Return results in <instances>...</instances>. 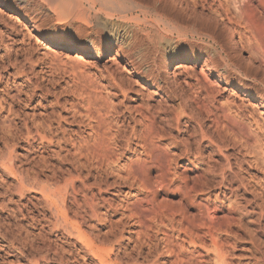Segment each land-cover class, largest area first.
<instances>
[{
    "label": "rangeland",
    "instance_id": "374dc122",
    "mask_svg": "<svg viewBox=\"0 0 264 264\" xmlns=\"http://www.w3.org/2000/svg\"><path fill=\"white\" fill-rule=\"evenodd\" d=\"M51 1L0 5V264H264V0H178L171 22L123 23L91 56L48 43L89 31L76 1ZM56 208L83 217V238Z\"/></svg>",
    "mask_w": 264,
    "mask_h": 264
},
{
    "label": "bare ground",
    "instance_id": "6f19581e",
    "mask_svg": "<svg viewBox=\"0 0 264 264\" xmlns=\"http://www.w3.org/2000/svg\"><path fill=\"white\" fill-rule=\"evenodd\" d=\"M23 1V0H22ZM25 1H27V0H25ZM73 1H76L80 6H82V8H81V10H80V12H81V14H82V16L84 15V17H82L81 18V20H79V23H81V24H83L84 25V27L86 26L88 29H89V31H84L83 33H84V39L86 40L84 43H82L81 45L80 44H74V43H67L66 41H65V39H63V38H51V39H47L48 40V43H50V44H52L53 46H56V47H60L61 45H67V47H68V49H70V51H79V52H82L83 54H86V55H90L91 56V54H93V52H98L99 51V48L102 46V45H105L107 48H108V50L109 49H111L112 48V46H113V43L116 41L117 42V40L119 39V35H120V30H121V28L123 27V23L125 24H130V23H135V25L137 26V27H142L143 29H147V24L149 23H153V24H155V25H157V22L155 21V17H162V21H166V22H171L172 21V19L169 17V15L167 14V12H168V10L172 7V8H174V7H177V1L178 0H155V2L153 3V5L151 6L150 4H146L145 3V1L144 0H52L50 3L52 4V5H55V6H61V4L62 3H71V2H73ZM21 2V1H20ZM179 2V1H178ZM182 2H185V0L183 1L182 0ZM195 2V1H194ZM194 2H193V4H194ZM202 2V1H201ZM220 2V1H219ZM85 3H88V6H86L85 5ZM187 3V2H186ZM185 3V4H186ZM196 3V2H195ZM181 4V3H180ZM189 4V3H188ZM193 4H192V6H193ZM201 4V3H200ZM0 5H3V6H5L6 7V9H13L14 8V4H13V2H12V0H0ZM18 6H19V4H18ZM21 6V5H20ZM23 6V5H22ZM21 6V7H22ZM179 6V5H178ZM180 6H182V5H180ZM189 6H191V4H189ZM196 6V5H195ZM16 7V6H15ZM26 7V6H25ZM213 7V6H212ZM18 8V7H17ZM23 8V7H22ZM179 8V7H178ZM189 9H190V7H188ZM192 8V7H191ZM179 9H181L182 11H183V13L185 12V14H186V9H184V8H179ZM188 9V10H189ZM198 9V8H197ZM2 10V9H1ZM177 10V9H176ZM17 11V10H16ZM181 11V12H182ZM194 11V10H193ZM192 11V14L194 13ZM79 12V13H80ZM172 12V11H171ZM177 12H179V11H177ZM66 13V12H65ZM180 13V12H179ZM60 14V13H59ZM133 14H136V17L135 18H130V16L131 15H133ZM195 14V13H194ZM188 15V14H187ZM195 16H196V14H195ZM179 17H180V15H179ZM11 18V17H10ZM28 18V17H27ZM229 20V19H228ZM177 22H178V20H177ZM225 22V21H224ZM165 23V22H164ZM218 23V22H217ZM257 23V22H256ZM173 24V23H172ZM193 25V24H192ZM157 26H159V23H158V25ZM174 27H175V25H174ZM186 27V26H185ZM82 29V28H81ZM255 29H257V28H255ZM79 30V29H78ZM174 30H177V27H175V29ZM144 31H146V30H144ZM164 31H165V34H167L168 33V35L169 34H173V33H175L174 31H168V30H166V29H164ZM259 31V30H258ZM86 32V33H85ZM176 32H178V31H176ZM79 33V32H78ZM196 33V32H195ZM230 33V32H229ZM232 33V32H231ZM167 35V36H168ZM82 36V35H81ZM230 37H231V42L233 43V49L235 50V51H237L238 52V50H242V48H241V46L237 43V40L234 38V35L233 34H231L230 35ZM263 37V36H262ZM261 37V38H262ZM95 38H99V40H100V43L96 46V48L94 49V51H92L91 50V47L93 46V44H94V42H95ZM155 39V38H154ZM130 40V39H129ZM230 40V39H229ZM253 40V39H252ZM243 41V40H242ZM210 43H211V46L213 47V48H215L216 49V41L214 40V39H212V37L210 38ZM155 44H156V42H155ZM242 45V44H241ZM257 46V45H256ZM211 47V48H212ZM244 48V47H243ZM217 50V49H216ZM123 51H124V49H123ZM126 52L125 53H127V55L129 56V49L128 50H125ZM147 52V51H146ZM241 52V51H240ZM243 52V51H242ZM210 53V52H209ZM213 53V52H212ZM209 54V56H208V58H209V61L210 62H212V65L213 64H215V63H213L214 61H216V60H213V58L215 57V56H213V55H215V54ZM253 53V52H252ZM262 53H263V51H262ZM221 54V53H220ZM142 55V54H141ZM217 55V54H216ZM250 55V54H249ZM252 55V54H251ZM212 56H213V58H212ZM219 56V55H218ZM217 56V57H218ZM255 56V55H254ZM145 57V56H144ZM220 57V56H219ZM228 58H229V56H227ZM252 57V56H251ZM260 57V56H259ZM263 58V57H262ZM215 59V58H214ZM218 59V58H217ZM256 60L258 59V58H255ZM254 59V57L252 58V59H248V65L250 64V65H256V61H254L255 60ZM166 60V59H165ZM175 60H176V64L178 65L179 63H183V62H196L197 60H198V58L197 57H193V58H191V57H187V56H181L180 55V53H178V56L175 58ZM207 60V59H206ZM223 60V59H222ZM245 62V61H244ZM258 62V61H257ZM219 63V62H218ZM263 63V62H262ZM128 64H129V66H131V67H133L134 68V70H136L137 71V73L138 74H141V70H142V67H140V63H136L134 60L132 61V59H129V61H128ZM140 64V65H139ZM165 64V63H164ZM205 64H206V62H205ZM207 64H208V62H207ZM207 64H206V66H207ZM211 64V63H210ZM259 64H261V63H259ZM152 65V64H151ZM219 65V64H218ZM218 65H217V67H218ZM249 65V66H250ZM142 66V65H141ZM158 66V65H157ZM211 66V65H210ZM215 66V65H214ZM221 66V65H220ZM150 67V66H149ZM209 67V66H208ZM213 67V66H212ZM252 67V66H251ZM263 67V66H262ZM261 67V65H257V68H262ZM178 68V67H177ZM215 68H216V66H215ZM253 69L254 68H256V67H252ZM256 68V69H257ZM186 69H188V68H186ZM212 69V68H211ZM127 70V69H126ZM144 70V69H143ZM143 70H142V72H143ZM189 70V69H188ZM216 70V69H215ZM214 70V71H215ZM218 70V69H217ZM221 70V69H220ZM219 70V71H220ZM225 70V69H224ZM258 70V69H257ZM261 70V69H260ZM259 70V71H260ZM149 71H151V70H149ZM258 71V72H259ZM263 72H264V70H262ZM261 71V72H262ZM145 72V71H144ZM148 72V71H147ZM152 72V71H151ZM154 72V71H153ZM230 72V71H229ZM228 72V73H229ZM262 72V73H263ZM220 73V72H219ZM174 74H175V72H174ZM174 74H173V77H174V79H175V76H174ZM235 74V73H234ZM158 75V74H157ZM218 75V74H217ZM224 74H220L217 78H219L221 81H225V79L226 78H224V76H223ZM228 75V74H227ZM230 75V74H229ZM255 75H256V73H255ZM262 75V74H261ZM150 76H151V73H150ZM225 76H226V74H225ZM257 76V75H256ZM258 76H259V73H258ZM257 76V77H258ZM140 77V76H139ZM263 77V76H262ZM149 78V77H148ZM151 78V77H150ZM153 78V77H152ZM163 79V78H162ZM218 79V80H219ZM231 79V78H230ZM153 81V80H152ZM227 81H229V79L227 80ZM173 82H175V81H173ZM258 82V81H257ZM176 83V82H175ZM261 84H262V86H264V78L261 80V82H260ZM227 84V83H226ZM255 84V83H254ZM258 84V83H257ZM256 84V85H257ZM260 84V85H261ZM154 86V85H153ZM155 87V86H154ZM179 87V86H178ZM198 87H199V85H198ZM158 88H160L159 86H158ZM161 88H163L162 86H161ZM203 87H201V89H202ZM260 88V87H259ZM174 90H176L175 88H174ZM260 90V89H259ZM261 90H263L264 91V87H263V89H261ZM127 91V90H126ZM165 91V90H164ZM177 91H178V89H177ZM258 91V90H257ZM262 91V92H263ZM130 92V91H129ZM167 92V91H166ZM180 92H181V89H180ZM202 92V91H201ZM244 92V95L245 94H249V91H243ZM260 92V91H259ZM261 92V94L259 93L258 95H254L253 97L255 98V100H256V102L261 106V107H264V92L262 93ZM179 93V92H178ZM214 93V92H213ZM174 94V93H173ZM183 94V93H182ZM181 94V95H182ZM201 94V93H200ZM211 94V93H210ZM210 94H208L207 95V97L210 95ZM211 95H213V94H211ZM185 97H187L186 95H184ZM181 97H183V96H181ZM210 98H212V97H210ZM187 99H189V98H187ZM190 100V99H189ZM188 100V101H189ZM206 100H208L207 98H206ZM185 101V100H184ZM183 101V104L185 103ZM190 102V101H189ZM186 103H188L187 101H186ZM185 103V104H186ZM182 104V103H181ZM185 104L183 105V106H185ZM188 105V104H187ZM197 107H198V105H196ZM187 107V106H186ZM188 107H189V105H188ZM193 107V106H192ZM195 107V106H194ZM193 107V108H194ZM199 107H200V105H199ZM180 108V107H179ZM193 108H191V109H193ZM117 109V108H116ZM172 109V108H171ZM191 109H189V110H191ZM198 109V108H197ZM170 110V109H169ZM194 110V109H193ZM200 110V109H199ZM165 111V110H164ZM173 111V110H172ZM175 111V110H174ZM173 111V112H174ZM170 112H171V110H170ZM172 112V113H173ZM195 112V111H194ZM238 112V111H237ZM236 113V112H235ZM168 114V113H167ZM172 115V114H171ZM194 115V114H193ZM192 115V116H193ZM120 116V115H119ZM196 116V115H195ZM198 116V115H197ZM240 116V115H239ZM174 117V116H173ZM172 118V117H171ZM154 119V118H153ZM167 119V118H166ZM200 119V118H199ZM252 119V118H251ZM133 120V119H132ZM176 120V119H175ZM175 120H173V121H175ZM180 120V119H179ZM219 120V119H218ZM239 120V119H238ZM181 121V120H180ZM168 122H169V120H168ZM176 122V121H175ZM214 122V121H213ZM170 123V122H169ZM171 123H173V122H171ZM177 124V123H176ZM220 124V123H219ZM43 125V124H42ZM48 125V124H47ZM50 125H52V124H50ZM50 125H48V126H50ZM122 125V124H121ZM120 125V126H121ZM218 125V124H217ZM171 126V125H170ZM179 126V125H178ZM209 126V125H208ZM211 126V125H210ZM216 126V125H215ZM219 126V125H218ZM41 127H43V126H40V128ZM53 128H54V126H52ZM171 127H173V126H171ZM214 127V126H213ZM213 127H210L211 129H213ZM217 127V126H216ZM51 128V127H50ZM53 128H52V130H53ZM174 128V127H173ZM251 128V127H250ZM43 129V128H42ZM41 129V130H42ZM45 129H46V127H45ZM210 129V130H211ZM218 129V128H217ZM257 129L258 128H256V130H254V131H257ZM30 130V129H29ZM47 130V129H46ZM51 130V129H50ZM51 130V131H52ZM61 130V129H60ZM215 130V129H214ZM213 130V131H214ZM219 130V129H218ZM258 130H262V127H261V129H258ZM34 131V130H33ZM39 131V130H38ZM43 131H45L44 129H43ZM42 131V132H43ZM120 131V130H119ZM129 131V130H128ZM212 131V130H211ZM210 131V132H211ZM212 131V132H213ZM216 131V130H215ZM254 131H253V133H254ZM30 132V131H29ZM41 132V131H40ZM40 132H38L39 134H40ZM209 132V133H210ZM211 132V133H212ZM241 132V131H240ZM32 133V132H31ZM37 132H35V134H36ZM45 133V132H44ZM49 133H51L50 131H49ZM215 133V132H214ZM219 132H216L215 134L217 135ZM256 133V132H255ZM262 133L263 132H257V136L255 137V141H254V145L256 146V147H259L258 146V143H260V138L259 137H262ZM39 134H37V135H39ZM203 134V133H202ZM208 134V133H207ZM228 134V133H227ZM41 135V134H40ZM209 135V134H208ZM212 135H214V134H212ZM229 135V134H228ZM35 136V135H34ZM63 136H64V134H63ZM210 136V135H209ZM217 136H220L219 134L217 135ZM216 136V137H217ZM230 136V135H229ZM51 137H52V135H51ZM54 137V136H53ZM152 137V136H151ZM202 137V136H201ZM211 137V136H210ZM209 137V138H210ZM237 137V136H236ZM36 138V137H35ZM38 138H39V136H38ZM129 138V137H128ZM217 138H219V137H217ZM216 138V139H217ZM43 139V138H42ZM48 139V138H47ZM220 139V138H219ZM151 140V139H150ZM233 140V139H232ZM45 141H48V140H46L45 139ZM210 141V140H209ZM239 141H240V139H239ZM201 142V141H200ZM213 142H214V140H213ZM49 143V142H48ZM51 143V142H50ZM54 143V142H53ZM212 143V142H211ZM227 143V142H226ZM184 144V143H183ZM191 144V143H190ZM199 144V143H198ZM198 144H197V147H198ZM128 145V144H127ZM215 145V144H214ZM264 145V144H263ZM187 147V146H186ZM189 147V146H188ZM193 147V146H192ZM200 148V147H199ZM202 148V147H201ZM198 149V148H197ZM223 150V149H222ZM184 151H185V149H184ZM198 151V150H197ZM181 152V151H180ZM188 152H190V151H188ZM202 152V151H201ZM194 153V152H193ZM183 154V153H182ZM185 154H186V152H185ZM197 154V153H196ZM200 154V153H199ZM198 154V155H199ZM201 156V155H200ZM195 158V157H194ZM201 158H202V156H201ZM177 159V158H176ZM206 160V159H205ZM209 160H210V158H209ZM227 160H228V158H227ZM249 160V159H248ZM247 159H246V163H247V165H248V167H250V170H253V171H257V167H258V163H257V161L254 159V161H252V162H250V160H249V162H247L248 161ZM190 162V161H189ZM208 162V161H207ZM210 162V161H209ZM229 162V161H228ZM167 163V162H166ZM230 163V162H229ZM172 164V163H171ZM209 164V163H208ZM4 167H6V166H4ZM210 167V166H209ZM230 167H232L231 166V164L229 165V170H230ZM10 168V167H9ZM233 168V167H232ZM5 169V168H4ZM234 169V168H233ZM5 170H7V171H9V169L8 168H6ZM210 170V169H209ZM228 172V171H227ZM230 172V171H229ZM249 171H246V173H244V168H243V166L242 165H240V164H237V168H236V171H235V173H234V175H235V178L239 181V187L240 188H242L243 190H245V191H247L248 190V187L251 185V183L252 182H250L249 180H247L246 178H244L243 176L244 175H248L249 173H248ZM207 173H208V171H207ZM214 173V172H213ZM206 174V173H205ZM215 174V173H214ZM223 174V173H222ZM226 174V173H225ZM232 174V173H231ZM224 175V174H223ZM224 177V176H223ZM226 177V176H225ZM207 178V177H206ZM226 179V178H225ZM221 182V181H220ZM206 185V184H205ZM24 187V186H23ZM210 187V186H209ZM25 188V187H24ZM49 189V188H48ZM205 190V189H204ZM72 191V190H71ZM45 192H47L46 190H45ZM60 192V191H59ZM48 194L47 195H50L49 194V192H47ZM264 193V192H263ZM55 194H57V193H54L53 192V195H55ZM53 195H50L49 197H48V201H51V203L53 204H55V201L51 198V196L53 197ZM67 195V194H66ZM65 196V195H64ZM56 197V196H55ZM60 197V195L58 196V198ZM54 198V197H53ZM60 198H62V197H60ZM57 200V199H56ZM62 201L64 200V199H61ZM47 201V200H46ZM57 201H59V200H57ZM65 201V200H64ZM94 201V200H93ZM57 203V202H56ZM61 203H63V202H61ZM65 203V202H64ZM62 205V204H61ZM91 205V204H90ZM95 206V205H94ZM92 207V206H91ZM93 208V207H92ZM96 208V207H95ZM57 210H56V213L54 214V217L57 219L56 221H58V220H62L64 223H65V225H66V227L69 229L68 230V233H69V235H73L74 234V237H76V238H83V236H85V234L81 231V226L80 225H82V220H83V217H82V219H81V222H79V220H78V216L76 215V214H74V213H72L73 214V217L75 216V218H76V221H74V222H72L71 221V219H69V214H71L70 212H68V211H63V209H60V208H56ZM85 218V217H84ZM58 222H61V221H58ZM84 224V223H83ZM91 237H94V236H91ZM96 238V237H95ZM78 240V239H77ZM77 240H76V242H77ZM99 240H100V238H99ZM103 240V239H102ZM102 240H101V243H103L102 242ZM81 241V240H80ZM104 241V240H103ZM79 242V241H78ZM91 240L90 239H87V242H86V247H88L89 245V247H92L91 246ZM115 242V241H114ZM84 243V242H83ZM79 244H81V243H79ZM78 244V245H79ZM100 244V243H99ZM76 246V245H75ZM79 246H82V244L81 245H79ZM98 246V245H97ZM99 247V246H98ZM102 247V246H101ZM100 247V248H101ZM83 248H85V246L83 247ZM83 248L81 247V250L83 251ZM104 249H105V247H103ZM103 248H101L102 250H103ZM86 249V248H85ZM97 250V249H96ZM95 250V251H96ZM105 250H107V249H105ZM86 251V250H85ZM104 251V250H103ZM105 253V252H104ZM85 254V253H84ZM92 254H93V252H92ZM95 254H97V253H95ZM108 253L106 252V255H107ZM100 255V252L98 253V256ZM91 256V255H90ZM102 258H104V257H102ZM99 260V259H98ZM104 262H107V261H104ZM102 263V262H101Z\"/></svg>",
    "mask_w": 264,
    "mask_h": 264
}]
</instances>
